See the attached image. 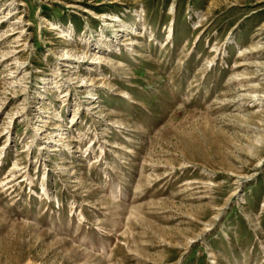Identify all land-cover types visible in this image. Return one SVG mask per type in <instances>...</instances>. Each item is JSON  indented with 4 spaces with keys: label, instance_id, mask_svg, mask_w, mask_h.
Instances as JSON below:
<instances>
[{
    "label": "rangeland",
    "instance_id": "1",
    "mask_svg": "<svg viewBox=\"0 0 264 264\" xmlns=\"http://www.w3.org/2000/svg\"><path fill=\"white\" fill-rule=\"evenodd\" d=\"M0 264H264V0H0Z\"/></svg>",
    "mask_w": 264,
    "mask_h": 264
}]
</instances>
